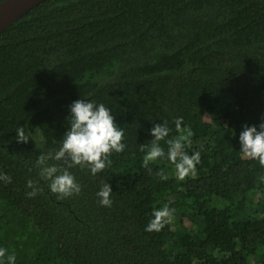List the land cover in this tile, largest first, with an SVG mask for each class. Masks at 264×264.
I'll list each match as a JSON object with an SVG mask.
<instances>
[{"label": "trees", "instance_id": "obj_1", "mask_svg": "<svg viewBox=\"0 0 264 264\" xmlns=\"http://www.w3.org/2000/svg\"><path fill=\"white\" fill-rule=\"evenodd\" d=\"M78 99L111 110L126 148L95 176L71 168L82 191L58 199L36 160L62 146ZM179 117L201 153L184 181L140 151L166 120L167 152ZM261 122L264 0H45L0 33V247L16 264H264V166L239 141ZM165 204L172 223L146 231Z\"/></svg>", "mask_w": 264, "mask_h": 264}, {"label": "clouds", "instance_id": "obj_2", "mask_svg": "<svg viewBox=\"0 0 264 264\" xmlns=\"http://www.w3.org/2000/svg\"><path fill=\"white\" fill-rule=\"evenodd\" d=\"M71 115L68 117V130L63 136L62 146L55 152L41 153L36 166L39 169V176L42 180L49 182L48 186L58 199H64L73 195H79L82 191L81 185L76 181L75 176L70 171L71 168H90L93 176L110 167V159L113 152L121 153L125 150L124 130L117 126L115 117L111 110L103 103L98 106L86 99H78L70 106ZM183 117L175 120V129L179 133L174 138L167 139V152L161 146L160 141L169 137L171 129L165 120L162 124L157 123L150 129L154 137L150 144H141L140 151L144 152L143 167H149L150 163L160 159H167L174 166L175 178L184 181L196 171V166L201 160L200 151L189 155L185 148L191 146V137L194 135L190 126H182ZM17 141L27 143L30 139L26 135L23 126L17 129ZM239 141L241 144L242 157L258 160L264 166V122L256 125H244V130L240 132ZM60 163L49 164V161ZM161 180L169 179V175L161 169L156 173ZM0 180L11 183V176L0 174ZM27 187L32 191L28 192L29 197H34L42 189L38 182L29 179ZM112 187L109 183H104L97 192L99 203L102 206L111 207ZM175 209L165 204L161 208H154L153 219L147 225L146 231L159 232L166 225L172 223ZM6 248L0 247V264H16L15 253L7 254ZM7 254V255H6Z\"/></svg>", "mask_w": 264, "mask_h": 264}, {"label": "water", "instance_id": "obj_3", "mask_svg": "<svg viewBox=\"0 0 264 264\" xmlns=\"http://www.w3.org/2000/svg\"><path fill=\"white\" fill-rule=\"evenodd\" d=\"M45 0H2L0 1V33L23 14Z\"/></svg>", "mask_w": 264, "mask_h": 264}]
</instances>
